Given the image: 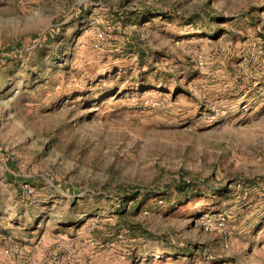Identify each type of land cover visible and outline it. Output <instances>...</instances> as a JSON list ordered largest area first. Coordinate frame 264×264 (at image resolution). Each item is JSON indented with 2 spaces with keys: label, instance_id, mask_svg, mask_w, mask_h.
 Listing matches in <instances>:
<instances>
[{
  "label": "rangeland",
  "instance_id": "1",
  "mask_svg": "<svg viewBox=\"0 0 264 264\" xmlns=\"http://www.w3.org/2000/svg\"><path fill=\"white\" fill-rule=\"evenodd\" d=\"M0 264H264V0H0Z\"/></svg>",
  "mask_w": 264,
  "mask_h": 264
},
{
  "label": "trees",
  "instance_id": "2",
  "mask_svg": "<svg viewBox=\"0 0 264 264\" xmlns=\"http://www.w3.org/2000/svg\"><path fill=\"white\" fill-rule=\"evenodd\" d=\"M176 187L180 190V191H183V192H186V191H188L189 189V185L187 184V183H181V184H176ZM131 193L130 194H127V197H125V198H122V196L121 195H119V201H118V204L121 206L120 207V209L117 211V213L119 214V215H124L125 214V212H126V210H127V208L129 207V205H128V201L130 200V199H133V198H135L136 196H137V194H138V191H133V190H131L130 191ZM121 196V197H120Z\"/></svg>",
  "mask_w": 264,
  "mask_h": 264
}]
</instances>
